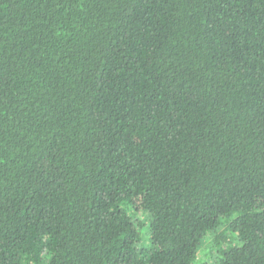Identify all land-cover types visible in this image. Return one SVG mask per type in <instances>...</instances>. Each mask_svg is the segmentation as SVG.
<instances>
[{"label": "trees", "instance_id": "1", "mask_svg": "<svg viewBox=\"0 0 264 264\" xmlns=\"http://www.w3.org/2000/svg\"><path fill=\"white\" fill-rule=\"evenodd\" d=\"M0 264H264V0H0Z\"/></svg>", "mask_w": 264, "mask_h": 264}, {"label": "rangeland", "instance_id": "2", "mask_svg": "<svg viewBox=\"0 0 264 264\" xmlns=\"http://www.w3.org/2000/svg\"><path fill=\"white\" fill-rule=\"evenodd\" d=\"M208 253H209V249L208 248L203 249L201 251V254H200L201 258L202 257L205 258L206 257V254H208Z\"/></svg>", "mask_w": 264, "mask_h": 264}]
</instances>
